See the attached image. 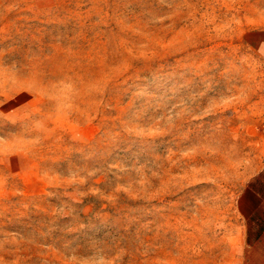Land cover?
I'll return each mask as SVG.
<instances>
[{"label": "rangeland", "instance_id": "1", "mask_svg": "<svg viewBox=\"0 0 264 264\" xmlns=\"http://www.w3.org/2000/svg\"><path fill=\"white\" fill-rule=\"evenodd\" d=\"M259 27L264 0H0V264H236Z\"/></svg>", "mask_w": 264, "mask_h": 264}, {"label": "crops", "instance_id": "2", "mask_svg": "<svg viewBox=\"0 0 264 264\" xmlns=\"http://www.w3.org/2000/svg\"><path fill=\"white\" fill-rule=\"evenodd\" d=\"M253 40L264 52V27L254 28ZM236 203L239 222L231 246L236 264H264V142Z\"/></svg>", "mask_w": 264, "mask_h": 264}]
</instances>
